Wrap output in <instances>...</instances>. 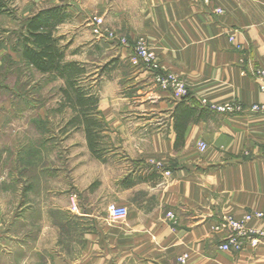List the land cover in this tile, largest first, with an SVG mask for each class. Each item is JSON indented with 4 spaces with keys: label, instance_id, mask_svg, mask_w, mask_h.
Instances as JSON below:
<instances>
[{
    "label": "crops",
    "instance_id": "1",
    "mask_svg": "<svg viewBox=\"0 0 264 264\" xmlns=\"http://www.w3.org/2000/svg\"><path fill=\"white\" fill-rule=\"evenodd\" d=\"M85 1L100 4L96 15L104 18L98 40L90 24L82 30L87 55L96 43L109 55L100 64L97 111L103 141L112 147L104 151L106 163L96 158L80 127L100 172L79 193L81 212L64 225L63 239L45 240L50 227L40 228L33 189L14 218L0 209V264H182L184 255L187 264H264V240L232 253L219 248L225 236L212 233L227 216L264 212V115L228 116L198 104H264L253 77L256 68L264 69V0H214L210 6L202 0ZM140 38L165 70L190 84L193 104L176 101L134 65L132 46ZM201 142L208 145L204 152ZM105 186L109 197L98 192ZM107 201L126 207L128 217L111 219ZM105 210L107 217L97 213Z\"/></svg>",
    "mask_w": 264,
    "mask_h": 264
},
{
    "label": "rangeland",
    "instance_id": "2",
    "mask_svg": "<svg viewBox=\"0 0 264 264\" xmlns=\"http://www.w3.org/2000/svg\"><path fill=\"white\" fill-rule=\"evenodd\" d=\"M98 5L85 0H15L8 14L0 16V209L5 207L8 219L14 218L29 201V190L36 191L33 201L38 205L40 228L50 227L44 233L50 243L63 239L68 233L64 225L78 219L79 193L92 173L98 176L100 170L91 160L84 132L74 122L76 112L65 102V82L38 73L23 61L17 38L40 10L66 7L69 18L57 30L64 38L62 45H68L66 59L90 60L84 85L100 96V64L109 55L101 53L98 43L93 45V55H87L89 38L82 30L90 24L95 40L99 34L103 36L106 29L104 18L96 15ZM95 17L103 19V24L98 26ZM103 144L104 151L112 147L107 139ZM104 156L100 159L106 163ZM98 192L109 197L107 186ZM73 206L78 207L77 212ZM97 213L107 217L106 210Z\"/></svg>",
    "mask_w": 264,
    "mask_h": 264
},
{
    "label": "trees",
    "instance_id": "3",
    "mask_svg": "<svg viewBox=\"0 0 264 264\" xmlns=\"http://www.w3.org/2000/svg\"><path fill=\"white\" fill-rule=\"evenodd\" d=\"M14 1L0 0V16L8 14ZM68 18L66 7L40 10L18 35L17 50L22 60L38 73L55 76L65 82L62 93L65 102L76 112L74 122L79 128H84L92 154L100 159L104 153L101 134L105 125L98 116L99 96L84 85L89 77L86 64L67 61L68 45H62L64 38L57 31ZM196 110L198 108H192V111Z\"/></svg>",
    "mask_w": 264,
    "mask_h": 264
},
{
    "label": "built area",
    "instance_id": "4",
    "mask_svg": "<svg viewBox=\"0 0 264 264\" xmlns=\"http://www.w3.org/2000/svg\"><path fill=\"white\" fill-rule=\"evenodd\" d=\"M214 0H202L206 6H210ZM217 14H223L219 8H215ZM94 21L98 26L103 24V19L95 17ZM97 32H99L97 30ZM232 41L233 38H230ZM121 45L131 46L128 40L121 38L118 41ZM133 49V63L141 67L144 71L151 74L154 84H156L162 91L171 93L173 99L178 102H188L193 104L192 88L180 75L175 72L165 70L162 67V62L155 50L151 47L149 42L140 38L132 46ZM255 81L259 84L260 91L264 94V69L256 68L253 72ZM198 104L206 108L212 113H219L224 115L243 114L244 112L264 115V104L257 103L250 106H242L239 102L231 101L225 104H211L206 99H199ZM200 151L204 152L208 149L205 142H201L199 146ZM73 211L77 212L78 207L73 206ZM108 215L113 220H124L128 217V209L123 206L112 204L108 207ZM171 219L175 218L172 213L168 214ZM259 223L261 227L253 226L252 224ZM212 233L215 236L224 235L225 240L220 244L219 248L226 252H242L247 245L258 247L264 240V212H248L241 218L234 215L225 217L218 224L212 226ZM188 256L180 257L182 264H187Z\"/></svg>",
    "mask_w": 264,
    "mask_h": 264
}]
</instances>
